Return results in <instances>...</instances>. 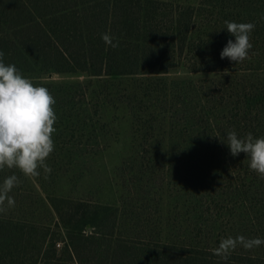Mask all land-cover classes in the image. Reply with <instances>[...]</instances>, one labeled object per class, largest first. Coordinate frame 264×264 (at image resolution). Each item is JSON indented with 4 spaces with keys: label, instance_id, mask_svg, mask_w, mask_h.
<instances>
[{
    "label": "trees",
    "instance_id": "obj_1",
    "mask_svg": "<svg viewBox=\"0 0 264 264\" xmlns=\"http://www.w3.org/2000/svg\"><path fill=\"white\" fill-rule=\"evenodd\" d=\"M226 20L255 23L251 59H221ZM0 50L58 117L50 173L0 171L22 181L0 214V264H264V245L212 252L264 239V179L221 141L264 137V0H0ZM56 74L88 79L63 89ZM110 108L128 111L132 149L105 201L79 180L118 137Z\"/></svg>",
    "mask_w": 264,
    "mask_h": 264
},
{
    "label": "clouds",
    "instance_id": "obj_2",
    "mask_svg": "<svg viewBox=\"0 0 264 264\" xmlns=\"http://www.w3.org/2000/svg\"><path fill=\"white\" fill-rule=\"evenodd\" d=\"M228 32L235 37L229 39L220 53L221 59L228 58L235 64L251 59L253 44L251 33L255 23L224 21ZM101 38L112 48L113 37L103 33ZM5 53L0 50V171L5 168L19 169L25 177L40 175V169L50 173L47 159L55 150L53 134L58 117L54 111L56 100L49 89L35 86L25 77L15 64L4 62ZM225 142L233 157L241 153L250 158V169L264 179V137L256 138L249 132L244 138L233 130L227 133ZM22 181L10 175L0 184V214L15 207V199L10 193ZM264 245V239L228 236L221 238L219 246L212 252L221 260L227 261L237 247L252 250Z\"/></svg>",
    "mask_w": 264,
    "mask_h": 264
},
{
    "label": "rangeland",
    "instance_id": "obj_3",
    "mask_svg": "<svg viewBox=\"0 0 264 264\" xmlns=\"http://www.w3.org/2000/svg\"><path fill=\"white\" fill-rule=\"evenodd\" d=\"M180 1L193 2L195 0ZM87 79L88 77L85 75L64 76L61 78L56 74L53 80L60 82L61 87H64L63 89H65L68 87L65 83L71 84L78 80L85 81ZM55 87L59 88V84H56ZM58 88H56V90ZM105 120L112 122V126L115 128L114 132L118 133V137L116 141H112L104 156L97 159L90 171H88V173H86L85 176L79 180V186L87 192H89V190L93 192L94 189L98 190L103 200L114 201L118 196V188L116 189L113 184L114 173L117 167L122 163L125 156L130 153L132 149L130 117L128 111L125 109L119 110L110 108L105 114ZM66 180L69 182L68 178ZM66 188L68 187L66 186Z\"/></svg>",
    "mask_w": 264,
    "mask_h": 264
}]
</instances>
